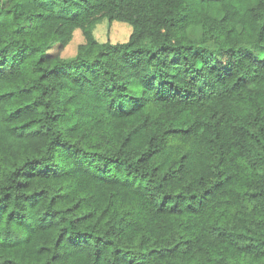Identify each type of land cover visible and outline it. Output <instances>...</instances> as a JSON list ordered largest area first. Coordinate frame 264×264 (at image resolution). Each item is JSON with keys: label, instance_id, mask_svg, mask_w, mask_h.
Returning <instances> with one entry per match:
<instances>
[{"label": "trees", "instance_id": "16d2710c", "mask_svg": "<svg viewBox=\"0 0 264 264\" xmlns=\"http://www.w3.org/2000/svg\"><path fill=\"white\" fill-rule=\"evenodd\" d=\"M0 264H264V0H0Z\"/></svg>", "mask_w": 264, "mask_h": 264}, {"label": "rangeland", "instance_id": "374dc122", "mask_svg": "<svg viewBox=\"0 0 264 264\" xmlns=\"http://www.w3.org/2000/svg\"><path fill=\"white\" fill-rule=\"evenodd\" d=\"M95 37L100 40H110L112 42L125 41L131 32V26L123 21L107 19H101L97 21L92 28ZM83 42V36L79 29L74 31V35L71 41L64 47L60 54L64 57H72L76 51V47L79 43ZM52 52L57 50L56 46L50 49Z\"/></svg>", "mask_w": 264, "mask_h": 264}]
</instances>
